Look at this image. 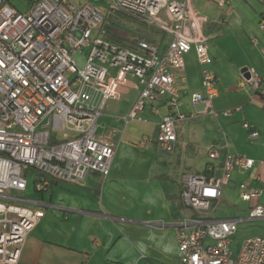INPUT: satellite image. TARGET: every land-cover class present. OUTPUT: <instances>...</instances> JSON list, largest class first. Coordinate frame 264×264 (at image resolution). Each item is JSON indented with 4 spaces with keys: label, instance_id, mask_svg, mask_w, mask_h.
<instances>
[{
    "label": "built area",
    "instance_id": "built-area-1",
    "mask_svg": "<svg viewBox=\"0 0 264 264\" xmlns=\"http://www.w3.org/2000/svg\"><path fill=\"white\" fill-rule=\"evenodd\" d=\"M10 1L0 0V264H18L25 239L41 218L20 196L27 175L38 192L52 182L83 181L90 173L108 177L116 131L100 128L98 121L106 103L120 98L128 76L135 79L139 94L121 117L125 125L140 121L146 106L156 115L161 102L176 109L175 78L185 82V56L191 52L201 80L190 105H202L214 119L232 116V110L213 108L217 88L204 34L206 19L188 0H111L106 15L97 5L76 6L68 0H28L24 12ZM259 2L264 21V0ZM112 16L168 36L165 49L146 40L130 46L116 42L107 30ZM83 48L89 51L79 67L72 55ZM112 70L115 74L109 77ZM247 73V79L241 74L239 87L253 90L264 110V75L252 68ZM186 119L176 111L161 117L154 137L160 150L174 151L176 126ZM241 122L251 139L258 137L248 121ZM147 141L143 137L139 144ZM207 157L221 159V165H207L203 173L181 179V203L197 217L179 224V264H264V237H243L235 252L239 220L209 215L231 174L250 171L254 161L214 148ZM239 188L242 201L250 203L248 219H264L261 191L246 183Z\"/></svg>",
    "mask_w": 264,
    "mask_h": 264
},
{
    "label": "crops",
    "instance_id": "crops-1",
    "mask_svg": "<svg viewBox=\"0 0 264 264\" xmlns=\"http://www.w3.org/2000/svg\"><path fill=\"white\" fill-rule=\"evenodd\" d=\"M188 1L206 19L204 34L208 39L206 44L212 57L211 70L216 76L217 88L213 108L233 111L261 107L253 90L239 87L243 68H252L264 75V29H260L264 21L263 6L259 0ZM134 24L141 29L139 37L129 38V42L117 36L114 39L128 46L134 45L137 40H146L160 44L161 50L165 49L168 36L163 37L151 28ZM111 32L109 35L112 36L114 32ZM185 78V82L175 78L179 92L175 110L161 102L157 105L156 115L150 106H146L140 121L125 125L121 117L129 112L139 94L135 79L128 78L120 98L108 101L121 102L131 90L134 91L125 110H112V103L109 111L103 109L98 121L100 128L108 127L116 131L114 139L117 147L108 177L104 179L90 173L80 182H52L43 192L34 190L41 194V198L36 203L27 202V206L41 208L43 212L25 239L18 264H179L176 239L179 224L184 219L195 220L197 217L194 210L181 203V179L185 174L203 173L207 165H221V159H208L210 148L253 160L255 164L250 171H254V179L246 181V184L249 188L252 184L256 188L261 187L259 176L264 170V158L259 154L263 148L256 146L252 151L241 153L234 151L231 141H226L228 125L244 118L219 116L216 124L211 121L210 126L208 120L214 119L204 107L193 108L190 105V95L200 91L201 80L200 65L193 52L185 56ZM175 111L185 114L187 119L177 124L174 151L164 152L154 143L156 125L162 116ZM247 121L259 137L258 129L264 128V117ZM137 123L150 124L151 134L132 129L134 125L129 128V125ZM180 126L182 133L187 134L185 139L181 138ZM197 128L199 132H196ZM143 137L148 141L141 146L139 141ZM199 152H204L205 157L196 162V153ZM172 153L194 156L175 168L170 164L172 160L166 157ZM250 171H234L226 185ZM260 191L259 204L262 197ZM246 204L249 212L250 203ZM246 220L252 223L264 221L249 220L248 214ZM253 233L243 237L261 236Z\"/></svg>",
    "mask_w": 264,
    "mask_h": 264
},
{
    "label": "rangeland",
    "instance_id": "rangeland-1",
    "mask_svg": "<svg viewBox=\"0 0 264 264\" xmlns=\"http://www.w3.org/2000/svg\"><path fill=\"white\" fill-rule=\"evenodd\" d=\"M69 2L73 3L76 6H83L85 4H91L94 6H99L102 14L107 13L109 8V3L111 0H68ZM28 0H11L10 4L11 6L15 7L18 11L24 12L28 8ZM101 4V5H98ZM108 24L110 28L113 30V36H117V38L121 37L126 42H129V38H136L139 37L141 32L140 28H137L136 25L131 20H125L123 18H115V17H109L108 18ZM139 25V24H138ZM143 26V25H142ZM145 27V26H144ZM150 29V28H149ZM89 49L83 48L81 51L76 52L72 55V58L74 61L77 62L79 67H82L86 56L88 54ZM115 71L112 70L109 72V77L114 76ZM131 78V77H127ZM129 81V80H128ZM237 89V88H236ZM135 92L130 91L129 94L123 97V100L121 102H108L104 108V111H109V106L114 103L111 107L114 111H123L126 108V103L130 101ZM233 117H243L244 120H252L253 118L257 117H264V110L261 107H255V108H244L239 109V111L233 110L232 111ZM236 118V117H235ZM214 119V118H213ZM228 119V118H227ZM210 121L208 124L212 126V123L216 124V119L214 120H208ZM228 121V120H226ZM226 123L225 121H223ZM241 120H236L233 124L228 125L227 135L228 140L231 141L232 146L234 147V151L237 152H247L252 151L253 148L256 146L263 148V153L261 152L259 155L264 158V128L258 129L259 130V137L256 139H251L249 137V134L247 131H245L241 126ZM134 125V127L132 126ZM204 125V123H203ZM202 125V126H203ZM231 125V126H230ZM178 126V125H177ZM176 126V128H177ZM225 126V124H224ZM133 127L132 129H138L139 131H143L144 134H151L152 126L147 123H137V124H131L129 125V128ZM181 127V128H180ZM179 127L180 134L182 133V126ZM199 132L200 129L197 128L196 132ZM183 134V135H182ZM181 134V138H186V132ZM214 137L217 138V136L214 134ZM208 140V137L206 138ZM204 151V150H203ZM168 156V157H167ZM194 156V155H193ZM193 156H190L188 153H184L183 155H180L179 153H172V155H166L167 159H171L172 161L170 164H173L175 168H179L181 165H184L187 160L192 159ZM204 152L196 153V162L200 161L201 158H204ZM195 162V163H196ZM166 163V162H165ZM200 163V162H199ZM168 164V163H167ZM190 165L191 163L188 162ZM196 165V164H195ZM193 166V165H192ZM254 171H250L246 173V175L242 176L241 178H238L237 180L232 179L231 182L228 185H225L222 189L221 193V200L212 205L213 211L209 213L210 218L214 219H236L239 220L238 223V232L236 234L235 239L233 240V251H237L239 248L240 240L243 238V236H246L247 234H252L253 232H257L258 234H261V236L264 237V221H259L257 223H252L251 221H247V214H248V208H247V202L242 201L241 196L243 192L240 190L239 185L246 183V181L253 180L254 179ZM28 186L27 190L24 193L23 196L24 200L26 202L36 203L37 200H40V195L34 191L33 189V179L31 176H28ZM259 178L261 179V187H255V184H252L250 186L251 190H262V197H261V204L264 205V170L260 173ZM38 212H43L41 208H33ZM256 234V233H253Z\"/></svg>",
    "mask_w": 264,
    "mask_h": 264
},
{
    "label": "water",
    "instance_id": "water-1",
    "mask_svg": "<svg viewBox=\"0 0 264 264\" xmlns=\"http://www.w3.org/2000/svg\"><path fill=\"white\" fill-rule=\"evenodd\" d=\"M241 74L243 75V77L244 78H248V73H247V68H243L242 70H241Z\"/></svg>",
    "mask_w": 264,
    "mask_h": 264
},
{
    "label": "trees",
    "instance_id": "trees-1",
    "mask_svg": "<svg viewBox=\"0 0 264 264\" xmlns=\"http://www.w3.org/2000/svg\"><path fill=\"white\" fill-rule=\"evenodd\" d=\"M107 30H108V34H111V33H112V32H111L112 29H111L109 26L107 27ZM109 36H111V35H109ZM111 37H112L113 40H115L113 35H112ZM117 40H118V39H116L115 41H116V42H119V41H117Z\"/></svg>",
    "mask_w": 264,
    "mask_h": 264
}]
</instances>
